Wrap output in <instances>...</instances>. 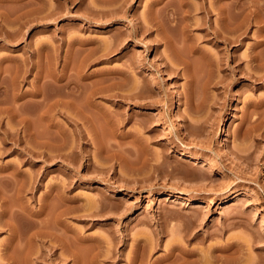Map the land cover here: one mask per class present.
Instances as JSON below:
<instances>
[{
	"label": "rangeland",
	"instance_id": "1",
	"mask_svg": "<svg viewBox=\"0 0 264 264\" xmlns=\"http://www.w3.org/2000/svg\"><path fill=\"white\" fill-rule=\"evenodd\" d=\"M152 1L0 0V109L4 111L0 112V135L16 131L15 136L23 139L22 143L15 144L10 138L1 143L3 135L0 136V146H10L4 147L3 153L0 150V174L10 175L17 169L23 173L19 174L23 178L18 179L27 177L26 181L35 172H46L44 179L39 176L35 199L26 195L33 207L43 198L47 184L56 185L63 178L69 181L71 205L85 206L73 209L66 219V234L74 237L79 233L85 238L79 245L78 264H90L95 253L99 254L97 264H264V68L253 66L255 62L250 58L254 48L260 52L264 48L256 45L264 37L262 30L258 31L259 24L254 20H247L250 24L245 22L247 29L240 44L225 48L216 45L212 35L205 34L204 25L191 24L185 30L181 28L183 22L178 21L179 26L167 31L178 38L176 50L163 42L159 28L149 22L157 12L162 19L167 0L154 5ZM189 1L192 5L199 3ZM238 1L229 5L240 12L247 2L242 0L245 4L241 7L244 2ZM205 3L213 7L211 24L218 26V1ZM150 7L155 11L151 16L145 12ZM229 11L233 13L231 8ZM200 12H191V19H199L203 15ZM260 15L264 17L262 11ZM140 23L149 28L140 31ZM194 45L202 53L192 51ZM170 53L175 54L172 61L167 56ZM204 54L220 59L217 66L213 64V70ZM236 63L243 72L234 67ZM249 71L262 78L250 77L246 73ZM73 80L76 91L81 84L75 92L80 104L96 105L92 110L87 107L90 113H86L92 115L89 120L80 118L79 112L76 115L85 133L95 130L96 138L90 141L75 140L77 136L68 134L75 128L63 115L75 110L59 107L57 113L56 108L51 110L42 102L43 96L52 92L51 87L59 93L60 83L73 86ZM32 90L37 92L33 91V97ZM42 91L43 96L39 94ZM187 92L193 97L202 96V105L190 106L185 98ZM128 94L133 96H122ZM8 105H16L17 115L13 116ZM41 109L46 110L44 114L53 111L50 113L55 112V116L49 113L51 119L45 117L49 121L42 119ZM20 113L26 114L24 120ZM11 116L16 119L11 121ZM110 119L115 127L110 125ZM21 121L23 125L27 122L25 127ZM49 123L57 126L50 127ZM61 126L63 130H57ZM57 132L64 133L62 139L74 136V140L65 142L61 146L64 149L56 148L62 140ZM33 133L39 139L44 134L45 138L50 135V141L53 137L51 143L57 146L48 152L56 156L51 161L44 162L33 155L30 159L25 152L27 146L39 148ZM83 148L87 152L81 151ZM210 163L212 167H208ZM17 219V239L10 237L9 227H0V264H8L6 254L10 253L15 264H72L69 256L54 260V255L47 254L49 240L56 254L61 250L58 241L48 237H43V242H32L34 258L26 259L23 228L30 226V232L35 226L32 221H24L23 216Z\"/></svg>",
	"mask_w": 264,
	"mask_h": 264
},
{
	"label": "bare ground",
	"instance_id": "2",
	"mask_svg": "<svg viewBox=\"0 0 264 264\" xmlns=\"http://www.w3.org/2000/svg\"><path fill=\"white\" fill-rule=\"evenodd\" d=\"M158 1H160V0H153L152 1V4L154 5L155 3L157 4V2ZM164 1H166V0H164ZM163 1V2H164ZM216 1H218V3H217V8H216V12H217V14H218V17H219V19L218 20H220V22H219V24H217L218 26H216V25H212L211 24V22H210V18H211V14H212V12H211V10L213 9V7H212V9L210 8V7H208V6H205V0H199V3H197V5H192L191 3H190V1L189 0H167V2H165V15L163 16L164 17V19H163V17H162V19H159V17H160V15H159V17H157V13H156V15L155 14H150L152 11H154V10H151V8L153 7H150V8H148V11H145V12H147V14L146 15H152V18L150 19V16H148L149 17V19H150V24L151 25H154L155 24V26L157 27V29L159 28V34H160V37L163 39V42H165V44H168L169 46H174V48L176 49V47H175V43L177 42L178 43V38H176L175 36H170V35H168V33H167V31L168 30H170L171 31V29L172 28H174L175 27V25H178V21H180V24H181V21L183 22V24H182V27H181V25H180V27L181 28H183V29H185L187 26H189V25H191V24H202V25H204V28L203 29H205L206 31V35L208 34H210V35H212V37H213V39L215 40V42L214 43H216V45L217 44H222L223 45V47H225V48H227V47H229V46H232V45H234V43L235 44H237V43H239L240 44V42L242 41V34L243 33H245V29H247V27H245L246 26V23H248V22H246L247 20H250L251 19V21L252 20H254V21H252L253 23L255 22V23H257V24H259L257 27V29H259L258 31H261L262 30V35H264V17H261V15H260V13H261V11H262V13H264V0H245V2H247L246 4H245V2L244 1H242V2H244V3H241L242 5H241V7L243 6L244 8L243 9H240L241 7L239 6H236V7H238L239 9H240V12L238 11V10H236L235 9V11H237V13L232 9V5H234V3L235 2H238L239 3V1L238 0H216ZM228 2H230V3H228ZM195 3V4H196ZM233 3V4H232ZM229 4H232V5H229ZM236 4V3H235ZM239 5V4H238ZM252 5V7H250ZM149 6H151V4L149 5ZM230 6V7H229ZM245 6H247L246 7V9H245ZM186 7V8H185ZM231 8V11L234 13H236V14H230V11H229V9ZM197 9H199L201 12H203V15L199 18V19H197V18H192L191 19V17H190V15H191V12H193V11H195V10H197ZM243 10H245V12H244V14H242L243 12L242 11ZM155 12V11H154ZM153 12V13H154ZM200 12V13H201ZM242 12V13H241ZM178 14L180 15V17L178 16ZM192 16V15H191ZM262 16H264V15H262ZM145 17V16H144ZM191 19V20H190ZM144 21L146 20L145 18L143 19ZM142 20V22H144ZM147 21V20H146ZM178 22V23H177ZM246 22V23H245ZM148 23V22H147ZM245 23V24H244ZM141 24V26L139 27V26H134L136 29L139 27V30L140 31H145V30H147L149 27L148 26H146L147 24H142V23H140ZM248 24H250V22L248 23ZM247 24V25H248ZM242 25L245 27H243L242 28ZM179 26V25H178ZM116 27V26H115ZM135 28H132V29H134V33L136 32V29ZM188 28V27H187ZM187 28L185 29V30H187ZM170 31H169V34H170ZM176 32H177V30H175ZM184 31V30H183ZM179 32V31H178ZM247 32V31H246ZM183 34H185L184 32H182ZM260 33V32H259ZM174 34V33H173ZM177 34V33H176ZM181 35L182 34H180V37H181ZM187 38H188V36H187V34L185 35ZM190 37V36H189ZM160 38V40H162ZM183 38V37H182ZM181 38V39H182ZM77 39V38H76ZM189 39V38H188ZM157 40V39H156ZM159 40V39H158ZM182 42H183V40H182ZM177 45V44H176ZM180 45V44H179ZM256 45H264V37H262V39H260L257 43H256ZM157 46V45H156ZM168 46V47H169ZM190 46V48H191V44L189 45ZM177 47H178V45H177ZM255 47V46H254ZM257 47V46H256ZM262 47H264V46H261V48ZM97 48V47H96ZM167 48V47H166ZM260 48V49H261ZM172 49V48H171ZM258 49H259V47H258ZM170 50V49H169ZM176 50H178V49H176ZM175 50V51H176ZM195 50H198V48H197V46H195L194 45V47H193V49H192V51H195ZM201 52V50H198V52ZM262 51H264V48H262ZM261 51V52H262ZM171 52V51H170ZM186 54H187V52L186 51H184ZM260 52V50L259 51H257V49L256 48H254V51L252 52V54L250 55V58H251V62L252 63H254V65L253 66H255V67H257V68H259L260 67V69L261 68H264V52H262V54H260L259 53ZM174 53V52H173ZM180 53V52H179ZM194 53H196V52H194ZM202 53V52H201ZM168 54V53H167ZM177 54V53H176ZM181 54V53H180ZM179 54V55H180ZM192 54V53H191ZM171 55V56H170ZM170 55H167V56H169L170 58H168V59H172V57H174V56H172V55H175V54H172V53H170ZM182 56H184V55H182ZM188 56V55H187ZM177 57V56H176ZM179 57V56H178ZM177 57V58H178ZM181 57V56H180ZM207 58L208 59V61L209 62H211V63H209V64H212V70H213V64L215 65V66H217L218 64V60H220V59H218V57H211L209 54H204L203 55V58ZM186 58H188V57H186ZM234 58V57H233ZM176 59V58H175ZM180 59V58H179ZM182 59V58H181ZM86 60V59H85ZM184 60V59H183ZM187 60V59H186ZM206 60V59H205ZM172 61V60H171ZM175 61H177V59L175 60ZM208 61H207V63H208ZM178 62V61H177ZM184 62V61H183ZM187 62V61H186ZM187 64V66H188V63H186ZM65 66V65H64ZM252 66V67H253ZM234 67H236L238 70H240V71H242L243 72V69L240 67V64L239 63H236L235 65H234ZM215 68V67H214ZM65 69V68H64ZM252 69V68H251ZM255 69V68H254ZM185 70H186V68H185ZM185 70H184V72H185ZM188 70V69H187ZM186 70V71H187ZM65 71V70H64ZM77 71V70H76ZM80 71V70H79ZM254 71H257L256 69L254 70ZM254 71L253 72H246L250 77H253V78H262V75H264V74H262V75H258L257 76V74H255L254 73ZM124 73H126L127 71H123ZM210 72H211V70H210ZM213 72V71H212ZM77 73H80V72H77ZM188 73V72H187ZM259 73V72H258ZM82 74H84V73H82ZM81 74V75H82ZM189 74V73H188ZM211 75H212V73H210ZM55 75H56V73H55ZM65 75H67L66 73H65ZM64 75V76H65ZM69 75H71V74H68V76ZM80 75V77L82 78L83 76H81ZM88 75V74H87ZM90 75V74H89ZM190 76H191V74H189ZM61 76V75H60ZM85 76V75H84ZM213 76L217 79L218 78V75L216 76L215 74H213ZM53 77V76H52ZM57 77H58V74H57ZM66 77V76H65ZM88 77V76H87ZM86 76H85V78H87ZM127 77V76H126ZM187 77H188V75H187ZM209 77V76H208ZM59 78V77H58ZM61 78V77H60ZM59 78V79H60ZM79 78V77H78ZM190 78V77H189ZM188 78V79H189ZM215 78H214V80H215ZM219 78H220V75H219ZM54 79H56V77L55 78H53V80ZM68 79V78H67ZM77 79V78H76ZM76 79H75V81H76ZM80 79V78H79ZM84 79V78H83ZM58 80V79H57ZM71 80V79H70ZM209 80V79H208ZM212 80V79H211ZM220 80H221V78H220ZM219 80V81H220ZM51 81H52V79H51ZM60 81V80H59ZM74 80L73 81H68L67 83H68V85H69V82L71 83V84H73V86L71 85H69V86H67V84L66 85H62L61 83H60V86L57 84V86H59L60 87V92L59 93H57V92H55V91H53V89H52V87H51V90H52V92H49V93H51V94H49L48 92V94L47 93H45V94H47V95H45V97L43 96V91L41 92V93H39V94H41L42 96H43V100H42V102H44L43 104L45 105V106H48V108H50L51 107V110H52V108H56L57 110L55 111V112H57V111H60V109H59V107L60 108H63L64 109V111L67 109L66 107H69V108H72L73 110H75L74 112H70V113H72V114H66V113H69V112H64L63 114V116H65V118H66V120L68 121V122H70V124H72L73 125V128H75V130H73L74 132L73 133H68V134H73L75 137L77 136V138H75V140H77L78 138H80V139H85V138H87V141L89 140L90 141V139H92L93 140V138H96V136H95V128L93 129L94 130V132L93 131H91L93 134H90L89 133V131H88V134L87 133H85V131H83V129H81V127L79 128V123H78V120H76L77 119V117L78 116H76L77 115V113L79 112L80 113V115L82 116H80V118H84L86 121L87 120H89V116H92V115H89L88 116V114L90 113V112H87L88 111V106L90 107V109L92 108V107H96V105H94V103H90L87 107H86V105H85V103L84 104H80V102L79 101H81L80 100V98H79V101L77 100V94L75 93V92H77L79 89H80V86H81V84H79L80 86H79V89L76 91L75 90V86H74V84H76V82H75ZM79 81V80H78ZM77 81V82H78ZM82 81V80H81ZM216 81H218V80H216ZM53 82H55V80L53 81ZM61 82V81H60ZM64 82H66V78H64V81H63V83ZM51 83V82H50ZM41 84H43V83H41ZM41 84H40V88H41ZM55 85V84H54ZM62 85V86H61ZM96 85V84H95ZM94 85V86H95ZM37 86V85H36ZM56 86V87H57ZM78 86V85H77ZM93 86V87H94ZM55 87V86H54ZM53 87V88H54ZM55 87V88H56ZM59 87L56 89V90H58L59 89ZM61 87H64V89L62 88L61 89ZM96 87V86H95ZM36 88V87H35ZM203 88V87H202ZM42 89V88H41ZM93 89H95V88H93ZM92 89V90H93ZM97 89V88H96ZM98 89H99V87H98ZM35 90V89H34ZM34 90H32L31 92V95L36 91H34ZM91 90V89H90ZM100 91H103V89H99ZM99 90H98V92H96V90L94 91V92H96V93H99ZM34 91V92H33ZM37 91H40V89H38ZM93 91H91V93L93 92ZM190 91V90H189ZM93 92V94H95ZM78 93V92H77ZM91 93H87V94H91ZM190 93H192L191 91H190ZM201 93V92H200ZM34 94H37V92H35ZM93 94H91L92 96H93ZM37 96H40V95H37ZM79 96V95H78ZM88 96V95H87ZM123 97H127V98H129V97H132L133 95H122ZM199 96V95H198ZM198 96H197V94H195V96L193 97V96H191V95H189V92H187V95L185 96V98H186V100H187V102H188V104L190 105V106H194V108L198 105H202V96H201V98L199 97L198 98ZM32 97H33V95H32ZM91 97V96H90ZM37 98V97H36ZM35 101V100H34ZM37 101V100H36ZM40 102H41V98H40V100H39ZM38 102V101H37ZM205 102V101H204ZM81 103H83V102H81ZM39 104V103H38ZM43 104H42V106H43ZM88 104V103H87ZM95 104H98L97 102L95 103ZM40 106H41V103L39 104ZM61 105H63L64 107H62ZM9 106V105H8ZM12 106V105H11ZM9 106V108H11V113L13 114V116H14V114L16 113V115H17V111L15 110L16 109V105L14 106ZM23 106V105H22ZM50 106V107H49ZM82 106H84V108H85V110L83 109V108H81ZM1 107V106H0ZM20 107V106H19ZM18 107V108H19ZM44 107V106H43ZM98 107V106H97ZM100 107V106H99ZM99 107H98V109H99ZM5 108V107H4ZM41 108V107H40ZM46 108V110H48L47 109V107H45ZM66 108V109H65ZM87 108V109H86ZM101 108V107H100ZM193 108V107H192ZM196 108H198V107H196ZM2 109V108H1ZM0 109V112L2 113V111L3 110H1ZM6 110H7V108H5ZM21 109H23L22 107L19 109V110H21ZM83 109V110H82ZM89 109V110H90ZM16 112H15V111ZM25 110V109H24ZM32 110V109H31ZM31 110H30V115H34V113H32L31 114ZM33 110H34V108H33ZM45 110V109H44ZM43 110V112H42V109L40 110L41 111V114H42V116H40V114H38L39 116H40V118L42 117V119H44L46 116H50V119H51V115H53L54 114V116H55V112L52 114V113H50V112H53V111H50L49 110V112H48V114L50 113L51 115H48L47 113L46 114H44L45 112H46V110L44 111ZM71 110V109H70ZM92 110V109H91ZM90 110V111H91ZM100 110V109H99ZM103 110V109H102ZM106 110V109H105ZM68 111V110H67ZM72 111V110H71ZM104 111V110H103ZM4 112V111H3ZM37 112V111H36ZM88 114H87V113ZM8 113H9V111H8ZM10 113V114H11ZM22 113V112H21ZM20 113V114H21ZM26 113H29V112H27L26 111ZM57 113H59V112H57ZM100 113V112H99ZM102 113V112H101ZM37 114V113H36ZM36 114H35V116H36ZM92 114V113H91ZM103 114V113H102ZM101 114V115H102ZM107 114V113H106ZM7 115V114H6ZM22 115V114H21ZM20 115V116H21ZM23 115H26V114H23ZM22 115V116H23ZM43 115H45L44 117H43ZM79 115V114H78ZM108 115V114H107ZM110 115V114H109ZM2 116H3V114H2ZM13 116H11L10 118L12 119L11 121H13ZM19 116V117H20ZM21 116V117H22ZM28 116H29V114H28ZM53 116V117H54ZM74 116H76V118H74ZM103 116L104 117H106L105 119L106 120H108V117L105 115V113L103 114ZM6 117V116H5ZM18 117V116H17ZM31 117V116H30ZM29 117V118H30ZM2 118V117H1ZM27 118V117H26ZM47 118V117H46ZM45 118V120H48L49 121V119H46ZM49 118V117H48ZM80 118H78V119H80ZM93 118V117H92ZM14 119H16V118H14ZM25 119V117L23 116L22 117V120H24ZM55 119V118H54ZM81 120V119H80ZM79 120V121H80ZM92 120V119H91ZM113 120V119H112ZM112 120L110 119V121H111V126H114L115 127V125L112 123ZM19 121V120H18ZM25 121H28L27 119L25 120ZM29 121H31V119L29 120ZM54 122V120H51V122ZM85 121V122H86ZM109 121V120H108ZM17 122V121H16ZM22 122V121H21ZM20 122V123H21ZM45 122H47V121H45ZM55 122H56V120H55ZM54 122V123H55ZM83 122V121H82ZM93 122V121H92ZM92 122H90V123H92ZM107 122V121H106ZM14 123H15V120H14ZM19 123V122H18ZM26 124H27V122H25ZM29 123V122H28ZM31 123V122H30ZM57 123V122H56ZM84 123V122H83ZM82 123V124H83ZM26 124H24L23 125V122H22V125L25 127V125ZM46 124V123H45ZM50 124V127L52 126V127H54L56 124H51V123H49ZM58 124V123H57ZM60 124V123H59ZM84 125V124H83ZM88 125V124H87ZM92 125V124H91ZM57 126V125H56ZM2 128H3V126H1ZM12 127H13V125H12ZM23 127V128H24ZM28 127V126H27ZM30 127V126H29ZM47 127H49L48 125H47ZM87 127H89V126H87ZM4 128H5V126H4ZM3 128V129H4ZM8 128V127H7ZM10 128V127H9ZM31 128V127H30ZM56 128V127H55ZM63 127L61 126V128L60 127H58V129L57 130H59L60 129V131L61 130H63L62 129ZM111 128V127H110ZM12 129V128H11ZM55 129V130H56ZM7 130V129H6ZM18 130V129H17ZM27 130L30 132V130L27 128ZM32 130V129H31ZM54 130V129H53ZM85 130V129H84ZM92 130V129H91ZM113 130V129H112ZM11 131V130H10ZM22 131V130H21ZM25 131V130H24ZM51 131V130H50ZM3 132V131H2ZM16 132V131H15ZM14 132V133H15ZM23 132V131H22ZM52 132V131H51ZM64 132V131H63ZM62 132V133H63ZM14 133H8L7 131H4L3 132V134H1V135H3V137H2V139H1V143L2 142H4V140H6V139H14V142H15V144L16 143H18V142H20L21 141V138H22V136L20 137V136H18V137H16L15 135L16 134H14ZM19 133V132H18ZM24 133V132H23ZM26 133V132H25ZM31 133V132H30ZM55 133V132H54ZM65 134L67 133L66 131L64 132ZM64 133L63 134H61V133H58L57 132V134H60L59 136H61V138L58 136V138H60V139H62V136H64ZM22 134V133H21ZM35 133H33V135H34ZM47 135L49 134V132L48 133H46ZM46 134H44V136H46ZM50 134H52V133H50ZM98 134V133H97ZM114 134V133H113ZM0 135V136H1ZM14 135V136H13ZM23 135H25V134H23ZM31 135H32V133H31ZM53 135V134H52ZM56 135V134H55ZM26 136H27V134H26ZM43 136V138L42 139H39V138H37L35 135H34V137H36L37 138V144H35V145H38V149H35L34 147H32V148H34V151L32 150V148L30 149V147H28L27 145V147H25L24 149H26V151L25 152H27L28 154H30V156L31 157H29L30 159H32L33 158V156H34V158L35 157H40L41 158V160L42 161H44V162H47V161H51L52 159H53V156H55V155H53L52 154V152H50V153H48L49 151H50V149L52 148V149H54L57 145V147L56 148H60L62 145H66V143L65 142H67L68 140H71V139H73V137H71V139L69 138L68 140H66L65 139V137H63V139L60 141L61 143H60V145H59V143L55 146V147H53L54 145L51 143V141H53L52 140V138H51V141H50V139L48 138V137H44ZM66 136V135H65ZM94 136V137H93ZM27 137H29V135L27 136ZM31 137V136H30ZM38 137H41L40 135L38 136ZM67 137V136H66ZM24 138H25V136H24ZM31 138H33V136L31 137ZM36 138H34V139H36ZM9 139V140H10ZM99 139V138H98ZM24 140H27V139H24ZM56 140V139H55ZM59 140V139H58ZM74 140V139H73ZM79 140V139H78ZM86 140V139H85ZM13 141V140H12ZM10 142V144H12V145H14V142ZM22 141H23V139H22ZM22 141H21V143H22ZM32 141H34L33 139H32ZM94 141H95V139H94ZM97 141V140H96ZM5 142H7V140L5 141ZM4 142V143H5ZM29 141H27V143H28ZM31 142V141H30ZM35 142V141H34ZM70 142V141H69ZM3 143V144H4ZM25 143V142H24ZM23 143V144H24ZM33 143V142H32ZM54 143V142H53ZM73 143V142H72ZM97 143V142H96ZM99 143V142H98ZM97 143V144H98ZM23 144H22V147H23ZM26 144V143H25ZM30 143H28V145H29ZM67 144H68V142H67ZM75 144V143H74ZM8 145V144H7ZM6 144L5 145H1L0 146V150H2V153H3V150H4V147L7 149V148H9L10 146L8 145L7 146ZM11 145V146H12ZM69 145H73V144H69ZM96 145V144H95ZM100 145V144H99ZM98 145V146H99ZM30 146H32V145H30ZM74 146V145H73ZM21 147V146H20ZM70 147H72V146H70ZM97 147V146H96ZM55 148V149H56ZM62 148V147H61ZM65 148V146L62 148V149H64ZM67 148H69V147H67ZM66 148V149H67ZM6 149H5V151H6ZM10 149V148H9ZM8 149V150H9ZM23 149V148H22ZM51 149V150H52ZM13 150V149H12ZM11 150V151H12ZM14 150H15V148H14ZM35 150H37V151H35ZM58 150V149H57ZM60 151V150H59ZM63 151V150H62ZM61 151V152H62ZM70 151V150H69ZM81 151H83L84 153L85 152H87V149H84L83 148V150H81ZM1 152V151H0ZM54 152V151H53ZM57 152V151H56ZM55 152V153H56ZM66 152V151H65ZM64 152V153H65ZM71 152V151H70ZM72 153H74V151L72 152ZM70 154L71 156H74L73 154ZM82 153V152H81ZM25 154V153H24ZM28 154H25V155H28ZM77 154V153H76ZM22 155V154H21ZM33 155V156H32ZM65 155H67V153L65 154ZM68 156V155H67ZM67 156L65 157V158H67ZM23 157H25V156H23ZM56 157V156H55ZM54 157V158H55ZM28 157H27V159H29ZM58 158V157H57ZM64 158V157H63ZM69 158V157H68ZM71 158V157H70ZM24 159V158H23ZM22 159V160H23ZM72 159H73V157H72ZM36 160V159H35ZM64 160V159H63ZM28 161V160H27ZM69 161V160H68ZM25 162V161H24ZM14 163H16V162H14ZM30 163H31V161H30ZM68 164L69 163H71V161L70 162H67ZM16 165V164H15ZM14 165V166H15ZM48 165V164H47ZM11 166V165H10ZM43 166V165H42ZM13 167V166H12ZM17 167V166H16ZM15 167V168H16ZM50 167V166H49ZM48 167V168H49ZM63 167V166H62ZM64 167H67V164H66V162L64 163ZM208 167H212V164L210 163V164H208ZM0 168H1V166H0ZM12 169V168H11ZM50 169V168H49ZM37 170V169H36ZM63 171V170H62ZM0 172H1V170H0ZM11 172V171H10ZM13 173L12 174H4V175H2V174H0V227L2 226H7V227H9V229H10V237L12 238V239H15L17 236H15L16 234H17V232H19V231H17L16 232V228H18V223H15L16 221H18L19 219H17V218H21V216H23V219H24V221H25V219L26 220H29V221H32L33 223H34V226L36 227H34L33 228V230H31L30 232H29V227H27V228H23V229H25L24 231H26V237L25 238H27L26 240H27V242H26V244L24 243V245H25V253H26V259H33L34 257H33V254H35L34 252V250H33V247H34V245H33V243L32 242H38V241H45L44 239H43V237H45V238H47L48 237V240L49 239H52V238H54L53 239V241L56 239L57 241H58V246L60 247V254H56V249H53L54 248V245L52 244L53 242H51L50 240H49V243H47L46 244V248H47V250H46V252H48L47 254L49 255H54V260H66V259H68L69 257H71V261H72V264H78V259H79V252H78V249L80 248L79 247V245H81L82 243H84V241H85V238H84V236L82 235V234H76L74 237H71V236H68V234H66V232H67V230H68V224H67V222H66V219H67V217H68V214L73 210V209H76V210H78V209H84L85 208V206L83 205V203H78V204H74V205H71V197L68 195V191H69V181L68 180H65L64 178L63 179H61L60 180V182H58V184H47L48 186H47V190H46V192H45V194L43 193V198H41L40 200H39V203H38V206H30V204H28V202H27V200H28V198H26V195L28 194H30V196H29V199L30 198H32V200L33 199H35L34 198V195H35V191L37 190V186H38V179L40 178L39 176L41 175V177L43 176V175H46V174H44V173H46V172H44L43 174L42 173H40V172H38V173H36L35 172V170H34V172L36 173H34V176L31 178V176L28 178V180H26L25 181V179H27V177L25 178V179H23V180H19L18 179V177H19V174H21V172L20 171H18L17 169H15L14 171H12ZM20 172V173H19ZM43 172V171H42ZM50 172V171H49ZM64 172V171H63ZM3 173V172H2ZM65 173V172H64ZM26 174H28V173H26ZM9 175V176H8ZM23 175V173L21 174V176ZM25 175V174H24ZM30 175V174H29ZM19 177V178H23V177ZM26 176V175H25ZM24 176V177H25ZM43 178V177H42ZM41 178V179H42ZM44 179V178H43ZM60 179V178H59ZM41 181V180H40ZM39 181V182H40ZM41 183V182H40ZM41 185V184H40ZM11 188H12V192H10L11 191ZM8 192H10V193H8ZM54 200V202H55V200H56V202L54 203L53 201H51V200ZM51 202H53V203H51ZM19 215L20 217H15L16 215ZM51 216V217H50ZM16 220H15V219ZM15 221V222H14ZM22 220H20V224L22 223L21 222ZM19 222V221H18ZM26 223V222H25ZM16 224H18V225H16ZM23 224H24V222H23ZM27 224H25V226H26ZM17 226V227H16ZM33 226V225H32ZM20 227V226H19ZM21 229V228H20ZM22 231V230H21ZM20 234V233H19ZM21 235V234H20ZM15 237V238H14ZM23 237H24V234H23ZM17 239V238H16ZM19 239H20V237H19ZM26 240H24V241H26ZM47 240V241H48ZM6 242V241H5ZM41 242V243H42ZM51 243V244H50ZM55 244V243H54ZM56 244V245H57ZM19 245V244H18ZM24 245H23V247H24ZM232 245V244H231ZM235 245V244H234ZM19 247V246H18ZM21 247V246H20ZM78 247V248H77ZM10 250V249H9ZM37 250V249H36ZM11 251V250H10ZM22 251H24V250H22ZM37 253V252H36ZM39 255V254H38ZM60 255H62V256H60ZM106 255V254H105ZM14 255H12L11 253L7 256V254H6V260L8 261V264H15L14 262H13V257ZM69 256V257H68ZM81 256V255H80ZM97 256H99V254L98 253H95V254H93V256L90 258V264H95L96 263V259L98 258ZM4 257V256H3ZM16 257V256H15ZM24 257H25V254H24ZM33 257V258H32ZM35 257H37V255L35 256ZM41 257V254L39 255V258ZM43 257V256H42ZM68 257V258H67ZM199 257V256H198ZM197 257V258H198ZM0 258H1V256H0ZM135 259V257H132V259ZM2 259V258H1ZM16 259V258H15ZM24 259V258H23ZM36 259V258H35ZM80 259H81V257H80ZM133 259V260H134ZM195 259V258H194ZM185 260V259H184ZM22 261V260H21ZM20 261V262H21ZM26 261V260H25ZM81 261V260H80ZM204 261V260H203ZM202 261V262H203ZM16 262V261H15ZM19 262V263H20ZM24 262V261H23ZM27 262H29V261H27ZM131 262V261H130ZM205 262V261H204ZM204 262H203V264H204ZM208 262V261H207ZM81 263V262H80ZM98 263V262H97ZM96 263V264H97ZM142 263V262H141ZM140 263V264H141ZM181 263H184V264H186L185 263V261H182ZM29 264V263H28ZM139 264V263H138ZM143 264V263H142ZM149 264H154L153 262H149ZM202 264V263H201Z\"/></svg>",
	"mask_w": 264,
	"mask_h": 264
}]
</instances>
